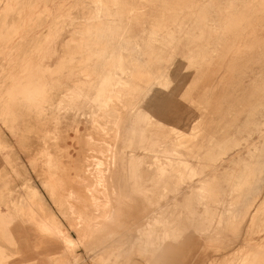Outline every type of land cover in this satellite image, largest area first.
Instances as JSON below:
<instances>
[{"label":"rangeland","instance_id":"374dc122","mask_svg":"<svg viewBox=\"0 0 264 264\" xmlns=\"http://www.w3.org/2000/svg\"><path fill=\"white\" fill-rule=\"evenodd\" d=\"M263 196L264 0H0V218L63 234L38 262L264 264Z\"/></svg>","mask_w":264,"mask_h":264},{"label":"snow or ice","instance_id":"6c2138e0","mask_svg":"<svg viewBox=\"0 0 264 264\" xmlns=\"http://www.w3.org/2000/svg\"><path fill=\"white\" fill-rule=\"evenodd\" d=\"M140 101H144L142 95ZM180 102L187 103L185 96H164L159 99L148 100L143 104V109L150 112L157 119H162L164 114L174 112ZM37 110L47 103V92L43 87L39 88L36 98L29 101ZM150 105V107H149ZM134 194H129L131 199ZM0 237L10 241V248L4 253L5 256L12 255V264H45L38 262L35 256L44 248L54 245L63 240V234L50 229L44 224H37L26 216L0 218ZM0 264H6L0 261Z\"/></svg>","mask_w":264,"mask_h":264},{"label":"bare ground","instance_id":"6f19581e","mask_svg":"<svg viewBox=\"0 0 264 264\" xmlns=\"http://www.w3.org/2000/svg\"><path fill=\"white\" fill-rule=\"evenodd\" d=\"M33 1V0H32ZM97 8V7H96ZM82 24V23H81ZM83 185H85L84 183H83ZM264 197V196H263ZM100 206V205H99ZM104 207V206H103ZM105 212V211H104ZM103 214V213H102ZM101 216V215H100ZM262 219V218H261ZM256 220V219H255ZM78 225H79V228L81 229V230H83V228L85 227V225H86V223H88L87 222V220H84L83 219V217H81V215L80 214H78ZM42 262H45V264H48V261L45 259H43V261Z\"/></svg>","mask_w":264,"mask_h":264},{"label":"clouds","instance_id":"9594fccd","mask_svg":"<svg viewBox=\"0 0 264 264\" xmlns=\"http://www.w3.org/2000/svg\"><path fill=\"white\" fill-rule=\"evenodd\" d=\"M38 90H39V87H37L36 90H35L34 92H29V93H27V94H26V99H27L28 101H30V100L36 98V94L38 93Z\"/></svg>","mask_w":264,"mask_h":264},{"label":"crops","instance_id":"0c3cea01","mask_svg":"<svg viewBox=\"0 0 264 264\" xmlns=\"http://www.w3.org/2000/svg\"><path fill=\"white\" fill-rule=\"evenodd\" d=\"M119 205H120V203H119ZM119 205H117V206H119Z\"/></svg>","mask_w":264,"mask_h":264}]
</instances>
